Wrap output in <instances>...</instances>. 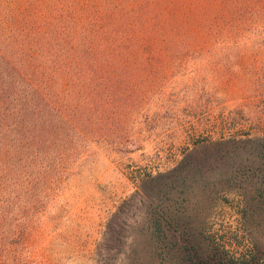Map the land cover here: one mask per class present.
Returning <instances> with one entry per match:
<instances>
[{
    "label": "rangeland",
    "instance_id": "rangeland-1",
    "mask_svg": "<svg viewBox=\"0 0 264 264\" xmlns=\"http://www.w3.org/2000/svg\"><path fill=\"white\" fill-rule=\"evenodd\" d=\"M0 264H264V0H0Z\"/></svg>",
    "mask_w": 264,
    "mask_h": 264
}]
</instances>
